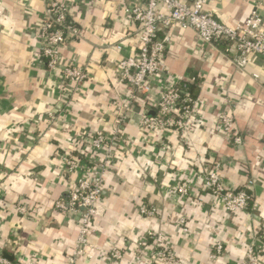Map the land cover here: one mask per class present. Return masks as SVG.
<instances>
[{"label": "crops", "instance_id": "crops-1", "mask_svg": "<svg viewBox=\"0 0 264 264\" xmlns=\"http://www.w3.org/2000/svg\"><path fill=\"white\" fill-rule=\"evenodd\" d=\"M46 1L0 0V247L19 264L68 263L78 218L59 212L54 202L66 195L76 175L66 171L61 155H97L78 136L97 130L109 135L114 129L119 111L113 103L124 106L130 94L116 77L115 62L135 55L139 44L137 23L123 12L137 0H60L70 5L80 31L62 56L82 63L87 72L65 104L60 79L48 72L38 48ZM204 8L230 27L256 8L264 28V0H208ZM158 36L168 38L167 79L178 77L197 101L195 123L182 135L148 132L141 127V113L153 109L146 98L131 102L104 173L90 248L75 264H146L148 233L161 237L187 264H244L246 248L257 247L264 237V60L255 57L238 70L234 49L224 42L201 43L193 30L179 27ZM157 91L153 88L150 100ZM221 113L233 118L239 144L220 129ZM215 160L227 188L249 192L245 209L227 212L203 189ZM184 181L190 194H173ZM23 203L26 213L18 211ZM142 204L153 214L142 215ZM113 248L120 258H111ZM260 256L264 264V252Z\"/></svg>", "mask_w": 264, "mask_h": 264}, {"label": "built area", "instance_id": "built-area-1", "mask_svg": "<svg viewBox=\"0 0 264 264\" xmlns=\"http://www.w3.org/2000/svg\"><path fill=\"white\" fill-rule=\"evenodd\" d=\"M137 4L123 7V12L137 23L138 51L133 56L122 57L115 62L116 77L129 90L128 102L121 106L114 102L119 111L117 124L109 135L97 130L93 134L78 136L85 147L96 156L80 157L74 152H65L61 161L68 173H74L76 180L66 195L54 202V207L61 213L73 212L77 215L78 231L67 264H75L77 259L90 248L88 236L94 231L92 219L96 214V205L102 191L104 173L108 169L114 153V146L121 139L119 127L127 118L131 102L137 99L148 101L153 114L148 109L141 113V127L145 131H177L184 134L194 125V113L197 101L188 92L179 87L178 77L168 80L164 63V49L167 37L160 38L158 32L163 29L179 27L193 30L201 43L224 42L234 49L233 63L242 70L253 58L264 60V28L262 18L253 8L245 21L233 27L218 21L214 15L205 10L208 0H137ZM71 7L60 0H47L43 15L37 28L38 48L50 73H56L60 79V99L66 104L80 89L87 78L85 66L75 59H65L62 49L71 39L78 38L80 31L71 18ZM1 12V10H0ZM121 50L122 46L116 44ZM257 77V75H254ZM157 87L156 96L150 100L149 94ZM218 124L222 131L232 137L233 143L239 144L241 137L234 132L233 118L226 113L219 114ZM221 163L213 161L210 170L203 178V189L222 201L227 212L245 209L250 195L246 189L227 188L221 178ZM248 181L247 186H251ZM191 188L187 182L175 185L173 194L187 196ZM20 213L27 212L25 203L18 207ZM139 212L150 216L154 209L140 205ZM151 240L146 264H187L175 257L166 247L162 238L148 233ZM143 245V243H141ZM216 253L221 246L216 245ZM264 252V237L257 247L246 248L244 264H262L260 252ZM111 258H120V251L113 248ZM0 264H19L17 260H8L0 247Z\"/></svg>", "mask_w": 264, "mask_h": 264}, {"label": "water", "instance_id": "water-1", "mask_svg": "<svg viewBox=\"0 0 264 264\" xmlns=\"http://www.w3.org/2000/svg\"><path fill=\"white\" fill-rule=\"evenodd\" d=\"M148 114L151 115L152 113H150V112L148 111ZM2 253H3V256H4L5 258H7L8 260H10V261L13 260V255H11L10 253H8L6 250H4Z\"/></svg>", "mask_w": 264, "mask_h": 264}, {"label": "trees", "instance_id": "trees-1", "mask_svg": "<svg viewBox=\"0 0 264 264\" xmlns=\"http://www.w3.org/2000/svg\"><path fill=\"white\" fill-rule=\"evenodd\" d=\"M179 87L181 88V89H185V88H188V86H185V84H183V83H181V84H179ZM189 89V88H188ZM249 193V192H248ZM250 195V194H249ZM249 202H250V199H249ZM249 202H248V204H249Z\"/></svg>", "mask_w": 264, "mask_h": 264}]
</instances>
